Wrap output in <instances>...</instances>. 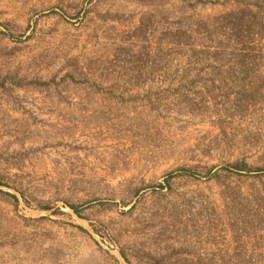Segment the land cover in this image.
I'll list each match as a JSON object with an SVG mask.
<instances>
[{"label": "rangeland", "instance_id": "374dc122", "mask_svg": "<svg viewBox=\"0 0 264 264\" xmlns=\"http://www.w3.org/2000/svg\"><path fill=\"white\" fill-rule=\"evenodd\" d=\"M0 264H264V0H0Z\"/></svg>", "mask_w": 264, "mask_h": 264}, {"label": "trees", "instance_id": "16d2710c", "mask_svg": "<svg viewBox=\"0 0 264 264\" xmlns=\"http://www.w3.org/2000/svg\"><path fill=\"white\" fill-rule=\"evenodd\" d=\"M238 165H239V164H236L235 166H238ZM243 168H244V169H245V168H247V167H246V165H244V167H243ZM71 209H72V210H74L75 212H77V213H78V211H77L76 207H72V206H71Z\"/></svg>", "mask_w": 264, "mask_h": 264}]
</instances>
